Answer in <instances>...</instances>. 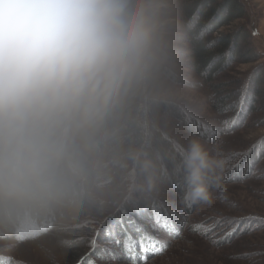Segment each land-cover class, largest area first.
I'll return each instance as SVG.
<instances>
[{
	"label": "clouds",
	"instance_id": "1",
	"mask_svg": "<svg viewBox=\"0 0 264 264\" xmlns=\"http://www.w3.org/2000/svg\"><path fill=\"white\" fill-rule=\"evenodd\" d=\"M188 0H0V242L60 264L86 226L226 198L231 159L184 138L210 99Z\"/></svg>",
	"mask_w": 264,
	"mask_h": 264
},
{
	"label": "rangeland",
	"instance_id": "2",
	"mask_svg": "<svg viewBox=\"0 0 264 264\" xmlns=\"http://www.w3.org/2000/svg\"><path fill=\"white\" fill-rule=\"evenodd\" d=\"M243 1L247 6V18L236 20L233 26L248 24V28L252 31V45L259 53V58L258 61L251 62V56H244V60L234 63L233 68L228 71V76L219 79L223 84L218 90L220 95L231 94L230 87H234L232 81L239 77L256 74L254 79H259L261 85L264 83V73L262 72V76L258 75L264 67V0ZM232 29L227 26L219 31L228 32ZM242 48L246 50V45L243 44ZM198 82L201 84L199 80ZM202 88L210 99L202 106L199 117L217 126L219 130L218 126L221 125V120L226 117L225 114H220L216 110V96L219 94H214L206 85H202ZM262 103L264 105V94ZM250 110L247 103L243 112L247 115ZM247 116L246 124L239 125L230 134H220L216 140L207 142L209 144L219 142L226 155L238 153L236 159L240 158L250 146L264 139V110L258 112L253 110ZM182 135L184 138H188L194 134L186 128ZM254 157L255 154L252 156L253 164H256L253 174L236 181L226 179L228 187L226 198L215 199L211 205L195 207L191 212H188L179 202L180 191L173 188L169 190L165 200L182 209L189 220L183 227V234L179 238L165 237L156 231L157 237L168 239L169 247L164 254L149 257L144 263L138 264H264V255H254L255 253H264V226H259L256 221L251 223L246 221L251 229L249 228L246 232L238 231L231 236L224 235L228 232V228L234 226L232 221L235 219L249 216L264 219V157L260 156L257 159ZM236 159H232L231 163L233 164ZM231 163L230 165H232ZM130 212L135 214L133 210ZM142 214L144 223L147 218L151 220L149 211L143 210ZM197 223L212 226L214 228L213 235L218 238V243L213 244L210 239L193 232L192 226ZM102 224L103 221H99L86 226L79 236L78 243L73 248L87 247L89 238L93 239L98 233L103 239H107ZM252 224L258 226L253 228ZM151 225L153 227L152 223ZM116 243L117 240L113 236L106 243H97L100 257L94 256L95 259L92 261L95 264H137L126 259ZM103 247L105 250H102ZM0 255L24 264H43L37 252L29 247L19 246L14 241L0 242ZM69 256L70 254L62 259L60 264L65 259L67 261Z\"/></svg>",
	"mask_w": 264,
	"mask_h": 264
},
{
	"label": "trees",
	"instance_id": "3",
	"mask_svg": "<svg viewBox=\"0 0 264 264\" xmlns=\"http://www.w3.org/2000/svg\"><path fill=\"white\" fill-rule=\"evenodd\" d=\"M187 9L189 18L195 24L194 36L196 44L193 52V68L195 75L202 85H206L214 94H219V96H216V110L220 114H225L226 117L223 120L228 119L236 114L237 108L235 105H237L240 101V97L241 94L244 93L245 86L247 88L246 93H244L243 106L242 109H240V118L233 126V131L234 129L238 128L239 125H244L247 123V115L253 110L256 112L264 110V105L262 103L264 83L261 85L259 84V79H254L256 78V74H250L246 77H239L235 79V81H232L234 87H230L232 90L231 94L220 95L218 92L221 85H223L219 79L228 76V71L233 68L232 66L234 63L244 60V56H251V62L258 61L259 53L252 45V31H250V28H248V24L243 23L237 27L233 26L236 20L247 18V6L243 0H188ZM227 26L233 29L228 32L219 31L221 28L223 29ZM202 28H207L209 31L206 32L202 40L197 39V35ZM213 41L216 42L215 45L208 47L207 45ZM243 44L246 45V50L242 48ZM209 64H211L212 67L208 71L207 76L202 75V71ZM262 72L264 73V67L262 68V71L258 73V75L262 76ZM247 103L251 110L246 115L243 112V109ZM199 119L203 120L200 117ZM223 120H221V122ZM220 124L221 125L218 126L219 129L222 128V123ZM212 126L218 130L217 126ZM187 129L191 130V133L194 135L203 137L206 141L216 140L220 134H223L222 132L218 131L217 137L209 139L208 137L202 136L200 134L195 123L187 127ZM245 152H243L240 158L236 159L233 164L231 163L232 165H230L229 170L226 173L225 180H241L242 178H247L253 174L256 164H253L252 156L249 158L244 157L243 154ZM259 157V154H255L254 159ZM237 164L238 169H234L233 166ZM173 189L180 191V189L177 187H173ZM143 210H147V212L149 211V216L151 217L150 209L146 208L141 209L138 212L134 211L135 214H132L128 210L126 213L120 212L118 214L103 218L100 221H103L102 225L104 228L105 237L107 239H103L98 233L93 239L89 238V245H87V247L72 248L69 259L67 261L66 259L63 260L62 264H95V262L92 261V259H95L94 256L100 257L96 244H103V242L106 243L112 236L117 240L116 244L121 248L122 255H124L126 259L131 260L133 263H144L149 257L158 256L153 255L151 252L143 253L141 251L140 244L138 243V241L141 240V237L146 233L156 236L154 226L152 227L151 225L152 220H148L147 218L145 221L146 223H144V218H142ZM231 228H228V231ZM249 228L250 225L245 221L241 229L238 231L246 232ZM236 232H233L231 235H234ZM126 237L130 238L133 245H135L132 253L130 254H126L123 250L122 244L118 243L125 240ZM93 241H95V246H93ZM102 250H105V248L103 247ZM0 264L24 263L0 255Z\"/></svg>",
	"mask_w": 264,
	"mask_h": 264
},
{
	"label": "snow or ice",
	"instance_id": "4",
	"mask_svg": "<svg viewBox=\"0 0 264 264\" xmlns=\"http://www.w3.org/2000/svg\"><path fill=\"white\" fill-rule=\"evenodd\" d=\"M209 31L207 28H202L198 35L197 39H203L206 32ZM215 41L210 42L208 47H212L215 45ZM212 67L211 64H209L203 71L202 75L207 76L208 71ZM247 88L245 86L244 93H246ZM244 93L241 94L240 101L238 102L235 107L237 108V112L234 116L223 120L222 128L217 130L215 127H213L210 123L207 121L198 119L195 123L200 134L202 136H206L209 139L215 138L218 135V131L222 132L224 134H230L233 126L237 123V121L240 118V109H242L243 102H244ZM259 150V153H258ZM254 154H259L261 157H264V139H261L260 141H257L255 144L249 147V149L243 154L245 158H249L253 156ZM238 153H232L230 154V159H236ZM234 169H238V164L233 166ZM177 188H179L177 186ZM188 212H191L193 208L185 207ZM142 209V208H141ZM141 209H135L133 211H140ZM151 212V220L152 224L154 226L155 231L160 232L165 237H171V238H179L182 235V229L187 224V215L184 214V211L178 207H176L173 203L164 200L161 204L155 207H150ZM128 210H125L123 212H127ZM247 222H258L259 226H264V219L260 217H243L239 219H235L232 221L233 227L224 235L225 236H231L233 232H236L241 229L243 223ZM257 224H252V227L255 228L258 226ZM193 232H196L205 238H208L211 240L213 244L218 243V238L213 235L214 228L212 226L205 225L203 223H197L192 226L191 229ZM93 246H95V241L92 242ZM122 244L123 250L126 254L132 253L135 245L131 242L130 238H125V240L118 242ZM140 244L141 251L143 253H149L151 252L153 255H160L164 253L167 248L169 247V241L165 238H160L151 234H144L141 237V240L138 241ZM254 255H264V253H255ZM146 259V257H145Z\"/></svg>",
	"mask_w": 264,
	"mask_h": 264
}]
</instances>
